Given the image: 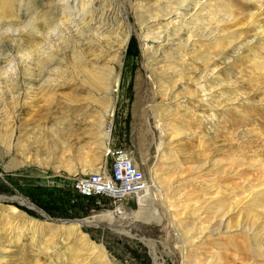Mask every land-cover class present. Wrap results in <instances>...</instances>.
<instances>
[{
	"label": "rangeland",
	"instance_id": "rangeland-1",
	"mask_svg": "<svg viewBox=\"0 0 264 264\" xmlns=\"http://www.w3.org/2000/svg\"><path fill=\"white\" fill-rule=\"evenodd\" d=\"M179 1L119 0L129 32L107 51L44 28L66 0L1 2L0 264H264V0H208L205 27L188 29ZM148 20L170 29L144 45ZM98 52L99 65L85 56ZM118 147L153 185L144 207L74 189ZM107 211L131 233L71 227Z\"/></svg>",
	"mask_w": 264,
	"mask_h": 264
},
{
	"label": "bare ground",
	"instance_id": "bare-ground-1",
	"mask_svg": "<svg viewBox=\"0 0 264 264\" xmlns=\"http://www.w3.org/2000/svg\"><path fill=\"white\" fill-rule=\"evenodd\" d=\"M202 1L203 0H180L179 1L181 3L179 9L182 12H180V13L175 12V13H177V17L180 18L179 23H180L182 28H185V29L189 28L188 27L189 23L187 22L188 20L195 21L197 26H202L203 28L205 27V23H207V22L202 21V19H199V17L201 15L205 14V13H203V11L205 9L202 8V5L205 3H209V2H207L208 0H204V2H202ZM1 2H3V0H0V14L2 15L3 4ZM106 4H108L109 8H105ZM203 6H205V5H203ZM106 7H107V5H106ZM119 10H120L119 0H66V2L64 4L63 14H64V17H66L67 19L64 18L61 20H57V18H55L56 17L55 16V17H53L54 19H52L50 21H46V23H45L46 26H44V28L50 29L53 26V30L55 32H58L57 30L66 27V29L70 28V32H72V34L73 33L75 34L78 32L80 34L90 32L91 33L90 38H91L94 46L99 48L101 51H107V50L111 49V44L113 42H116L114 40L113 36L118 35V34H123L124 35V41H125V37L127 38L126 34L129 32V27L126 26V24H127L125 21L126 19L120 15ZM219 10L220 9H218L217 12ZM167 15L168 16L170 15V17H168V18H173L175 14H174V12H172V13L166 14V16ZM213 16L210 17V19L215 18L216 13ZM227 18L228 17H224V15H223V18L221 20H218V21L222 22L223 20H226ZM173 20H174V18L168 22V24L170 26H171V24H172L171 22H173ZM2 21H3L2 18H0V22H2ZM152 22L153 21L148 20V23H147L148 27L146 28V26H145L144 27L145 29L142 28L143 30L141 32L140 40H141V43L144 45H148V42L150 39H154V40L158 39V41L159 40L162 41V38L166 37L163 33H166L168 31V29H170L168 24H167L168 29L167 28L166 29H160L161 27L151 28L152 26H154V25L150 26V24H152ZM18 23L21 24L25 29L31 28L32 31L34 30V31L40 32L39 27H38V25L40 26V24L36 21H18ZM54 24H55V27H54ZM23 27H20V28H23ZM206 30H207V32H206ZM211 34H212V31L209 32L208 28H206L204 33H203V35H205V36H210ZM165 41H166V38H165ZM163 42H164V40H163ZM187 43L189 44V41ZM124 44H125V42L122 45H124ZM23 49H24V52H23ZM45 50H47V49H45ZM49 51L50 50H48L44 53L45 54L50 53ZM158 51H160V50H158ZM32 52L33 51L29 47L22 48V53H19L17 56L18 59L20 60V63L24 62L26 60L32 61V59H34V56H35V55H33ZM87 54L88 53H85L86 58L90 59V57H91L92 58L91 61H93L96 64H98L100 62L99 60L102 59V57H101L102 54L100 52L95 54V56H93L94 53L88 54V55ZM259 68L262 72H264V65H261ZM214 70L215 69L206 71V72H204V74L201 75L202 81L200 83V90L203 93V99L206 101L207 100L211 101L213 98V96H212L213 87H211V84L208 85V83L211 80V78H214V74H215ZM217 106H220V103L217 104L216 107ZM108 132H111V131L108 130ZM108 132H104V137L106 139V143L104 144V147H105L106 151L109 150V148H108L109 133ZM151 161L152 160L149 161L150 162L149 165L151 164ZM152 187H153V185H149V182H148L146 191L144 192L143 195L139 196L138 202L140 203V207H144L147 205V199H148L149 193H150L149 188H152ZM19 202L24 203L26 205H29L28 201H25V199L23 200L22 198L19 199ZM38 212L42 213L39 210H38ZM106 213H108V214L94 215V216L89 217V218L74 221L73 223H76V224H74L71 227L77 228V227H80L83 225H92V224L99 225V226L108 225L111 228L123 229V230H127L128 233H131V229L129 227L125 226L121 222H117L118 220H116L114 218V214H113L114 212L113 211H107Z\"/></svg>",
	"mask_w": 264,
	"mask_h": 264
},
{
	"label": "built area",
	"instance_id": "built-area-1",
	"mask_svg": "<svg viewBox=\"0 0 264 264\" xmlns=\"http://www.w3.org/2000/svg\"><path fill=\"white\" fill-rule=\"evenodd\" d=\"M108 130H112L111 126ZM110 155V165L100 166L98 170L77 176L74 189L85 197L105 196L115 204L132 196L138 201L148 185L144 172L125 148H113Z\"/></svg>",
	"mask_w": 264,
	"mask_h": 264
}]
</instances>
